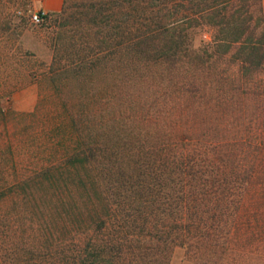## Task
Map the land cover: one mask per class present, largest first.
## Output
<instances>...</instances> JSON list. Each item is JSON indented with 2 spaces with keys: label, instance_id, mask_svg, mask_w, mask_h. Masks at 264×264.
<instances>
[{
  "label": "rangeland",
  "instance_id": "374dc122",
  "mask_svg": "<svg viewBox=\"0 0 264 264\" xmlns=\"http://www.w3.org/2000/svg\"><path fill=\"white\" fill-rule=\"evenodd\" d=\"M102 1L63 0L34 22L32 0H0V264H39L61 240L98 234L91 221L104 220V196L124 192L123 178L180 177L160 166L166 152L225 164L194 177L244 194L257 220L242 219L228 245L174 243L162 263L264 264V61L216 47L204 25L186 29L188 49L148 41L108 52Z\"/></svg>",
  "mask_w": 264,
  "mask_h": 264
},
{
  "label": "trees",
  "instance_id": "16d2710c",
  "mask_svg": "<svg viewBox=\"0 0 264 264\" xmlns=\"http://www.w3.org/2000/svg\"><path fill=\"white\" fill-rule=\"evenodd\" d=\"M103 3L97 16L104 15V50L108 52L148 41L153 48L188 49L192 42L184 40V32L204 25L215 29L212 43L216 47L237 45L245 51L243 62L264 61V0H104L98 6ZM149 6L157 8L155 18L147 19ZM161 6L168 11L165 21ZM258 54L261 60L254 58ZM168 154L165 160L170 158ZM196 156L173 154L171 161L160 162L170 175L177 173V179L163 176L154 181L145 177L134 182L131 177L123 178L119 185L124 192L111 191L104 196V220L97 216L91 221L100 222L96 228L100 234L87 226L91 232L61 240L53 254L44 252L39 264H163L160 258L174 243L228 245L242 219L250 223L256 218L245 215L244 194H224L211 188L218 179L194 177L198 173L216 175L220 167H226L212 159L198 161ZM241 168H230L234 180L242 178ZM176 183L181 184L180 193L161 192ZM152 185L159 190L146 191ZM106 186L112 188L116 183ZM31 246L34 250L47 247L44 243Z\"/></svg>",
  "mask_w": 264,
  "mask_h": 264
},
{
  "label": "crops",
  "instance_id": "0c3cea01",
  "mask_svg": "<svg viewBox=\"0 0 264 264\" xmlns=\"http://www.w3.org/2000/svg\"><path fill=\"white\" fill-rule=\"evenodd\" d=\"M38 9L46 10L47 12L56 11L61 8L63 0H32Z\"/></svg>",
  "mask_w": 264,
  "mask_h": 264
},
{
  "label": "built area",
  "instance_id": "2783aa9c",
  "mask_svg": "<svg viewBox=\"0 0 264 264\" xmlns=\"http://www.w3.org/2000/svg\"><path fill=\"white\" fill-rule=\"evenodd\" d=\"M46 14H47L46 10H43V9L36 10V11H33V13L31 14V19L34 22H40L41 20L45 18Z\"/></svg>",
  "mask_w": 264,
  "mask_h": 264
}]
</instances>
